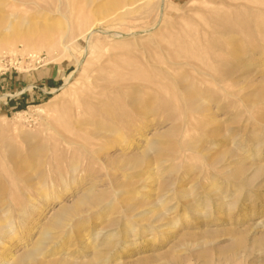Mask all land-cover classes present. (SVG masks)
Here are the masks:
<instances>
[{
    "label": "rangeland",
    "instance_id": "1",
    "mask_svg": "<svg viewBox=\"0 0 264 264\" xmlns=\"http://www.w3.org/2000/svg\"><path fill=\"white\" fill-rule=\"evenodd\" d=\"M0 1V264H264V0Z\"/></svg>",
    "mask_w": 264,
    "mask_h": 264
},
{
    "label": "bare ground",
    "instance_id": "2",
    "mask_svg": "<svg viewBox=\"0 0 264 264\" xmlns=\"http://www.w3.org/2000/svg\"><path fill=\"white\" fill-rule=\"evenodd\" d=\"M7 1V0H6ZM6 1H3V2H6ZM23 1H25V0H23ZM40 1V0H39ZM12 2V1H11ZM10 2V3H11ZM14 2H16L17 3V1H14ZM14 2L12 3V4H14ZM26 2V1H25ZM28 2V1H27ZM31 2H32V0H31ZM34 2V1H33ZM57 2H59V0L57 1ZM63 2H65V0L63 1ZM66 2H67V5L65 6L66 7V9H65V13H68L69 12V18H71V22L73 23V26L76 28V29H79V27L81 26V23L82 22H84V24H86V22H89V20L88 19H90V18H92L91 16H90V11L88 12L89 13V16H88V14H86L85 12L84 13H81L80 15H77L78 14V12H77V14H76V11L77 10H73V7L75 8V6H74V0L71 2V3H69V0H66ZM74 2V3H73ZM0 3H1V1H0ZM19 3V2H18ZM2 4V3H1ZM7 4H9V3H7ZM7 4H6V6H7ZM33 4V3H32ZM59 4V3H58ZM58 4H57V10H58ZM62 4V3H61ZM64 4V3H63ZM76 4V3H75ZM119 3L117 2V1H111V0H109L108 2H106V3H104V5H102V6H100V7H98V9L97 10H95V11H93L92 13L95 15V14H97L98 15V13H102L103 14V12L105 13V12H111V13H114V12H116V11H118L120 8H123L122 6H119L118 5ZM5 5V4H4ZM21 5V4H20ZM18 6V7H21V6ZM23 5H25V3L24 4H22V8H23ZM37 5V4H36ZM46 5V4H45ZM49 6V5H48ZM47 6V7H48ZM51 6H52V4H51ZM62 6V5H61ZM124 7L126 6V4H124L123 5ZM9 7V6H8ZM11 7V6H10ZM9 7V8H10ZM13 7V6H12ZM16 7V6H15ZM3 8V7H2ZM2 8H1V10H2ZM38 8V7H37ZM40 8H43V7H40ZM50 8V7H49ZM54 8V9H55ZM13 9V8H12ZM45 9V8H44ZM94 9V8H93ZM18 10V9H17ZM47 11L46 12H49V10L48 9H46ZM91 10V9H90ZM122 10V9H121ZM4 11H6V10H4ZM10 11H12V10H10ZM10 11H6V13L7 12H9V14L6 16V18H1L0 17V32H3V33H9V32H11V31H14V29H12L13 27H14V24L16 23V21H15V19L16 18H18L17 16L16 17H14L15 15V10L13 11L14 13H10ZM23 11V10H22ZM27 11V10H26ZM51 11V10H50ZM56 11V10H55ZM55 11H53L52 13L54 14V12ZM75 11V12H74ZM18 12V11H17ZM20 12H21V10H20ZM56 12H59V10L58 11H56ZM119 12V11H118ZM5 13V12H4ZM24 14H25V11L23 12ZM41 13H43V11L41 12ZM61 13H63V12H61ZM110 13V14H111ZM117 13V12H116ZM51 14V13H50ZM101 14V15H102ZM3 15V14H2ZM18 15V14H17ZM20 15V14H19ZM23 15V14H22ZM22 15H20V16H22ZM26 15H27V13H26ZM30 14H28V16H29ZM47 15V14H46ZM48 15H49V13H48ZM52 15V14H51ZM63 15V14H62ZM104 15V14H103ZM106 15V14H105ZM50 16V15H49ZM53 16V15H52ZM58 16H60V15H58ZM66 16V15H65ZM64 16V17H65ZM100 16V15H99ZM107 16V15H106ZM121 16V15H120ZM62 17V16H61ZM19 18H21V17H19ZM29 18H30V16H29ZM63 18V17H62ZM66 18V17H65ZM68 17H67V19H69ZM104 18V17H103ZM102 18V19H103ZM25 19H28V18H24V20ZM31 19V18H30ZM38 19V18H37ZM36 19V20H37ZM49 19V18H48ZM22 20H23V18H22ZM35 20V19H34ZM40 20H41V18H40ZM45 20V19H44ZM50 20V19H49ZM97 20V19H96ZM26 21V20H25ZM32 21V20H31ZM31 21H30V23L28 24V25H31ZM54 21V20H53ZM66 21H68V20H66ZM98 21V20H97ZM23 22V21H22ZM28 22H29V19H28ZM19 23V22H18ZM40 23V22H39ZM95 23V22H94ZM99 23V22H98ZM27 24V23H26ZM52 24V22L50 23V25ZM25 25V24H24ZM38 25H40V24H38ZM59 25V24H58ZM37 26V25H36ZM44 26V25H43ZM42 26V27H43ZM95 25H93V22L92 23H89V27L87 26V28L86 29H84L83 28V30H80V31H78L77 32V34H75V35H73L72 36V38H71V40H73V39H75V40H78V39H80V38H85V37H87L88 35H89V33L91 32V28H93ZM30 27V26H29ZM32 27L34 28V26L32 25ZM20 28V27H19ZM22 28V27H21ZM39 28V27H38ZM41 28V27H40ZM45 28H48V27H45ZM50 28V27H49ZM28 29V28H27ZM91 29V30H90ZM15 30H16V28H15ZM29 30H30V28H29ZM32 30V29H31ZM34 30H37V29H34ZM41 30V29H40ZM66 30V29H65ZM97 30V29H96ZM22 31H23V29H22ZM37 31H39V30H37ZM36 31V32H37ZM42 31H43V29H42ZM50 31V30H49ZM68 31V30H67ZM30 31H27V33H25V31L24 32H14L13 33V35H17V38H21L26 44H27V46L29 47V52H31V53H33V52H36L35 50H37V48L39 47V46H47L48 48H51V47H53L54 45H59L60 46V48H62L63 50H67L68 49V47H69V45L67 44V42L68 41H66L65 39H62L61 41H57V44L55 43V41H53V40H45L43 37V39H41L40 38V36H39V38L38 37H36V36H34V35H32V33H29ZM20 33V34H19ZM44 33V32H43ZM109 33H111V32H109ZM30 34V35H29ZM35 34V33H34ZM42 34V33H41ZM45 34V33H44ZM53 34V33H52ZM0 35H1V33H0ZM13 35H12V37H13ZM46 35V34H45ZM60 35V34H59ZM111 35V34H110ZM130 35H132V34H130ZM6 36H8V35H6ZM3 37V36H1L2 38H1V41L2 42H8V41H6L8 38H10V36L9 37ZM42 36V35H41ZM112 36H114V38L116 37V38H118V37H122V36H124L123 34H121V33H113L112 34ZM133 36V35H132ZM57 37V36H56ZM59 37V36H58ZM125 37V36H124ZM133 38V37H132ZM48 39V38H47ZM61 38L59 37V40H60ZM119 39V38H118ZM15 42V41H14ZM6 44V43H5ZM16 46V45H15ZM8 47V46H7ZM6 47V48H7ZM46 47V48H47ZM4 49V48H3ZM8 49V48H7ZM1 51V50H0ZM34 54V53H33ZM111 56V55H110ZM109 57V56H108ZM112 57V56H111ZM113 58V57H112ZM110 59V61H111V58H109ZM106 60V59H105ZM104 60V61H105ZM79 63V62H78ZM81 63V62H80ZM103 63V62H102ZM101 64V63H100ZM105 64V63H104ZM107 65V64H106ZM99 66V65H98ZM97 66V67H98ZM96 67V68H97ZM99 67H101V65L99 66ZM105 67V66H104ZM96 78V77H95ZM98 79L96 78V81H97ZM95 84H97V83H95ZM94 86H96V85H94ZM97 86H99V85H97ZM70 143V142H69ZM72 144H73V142H71ZM75 144V143H74ZM70 145V144H69Z\"/></svg>",
    "mask_w": 264,
    "mask_h": 264
}]
</instances>
